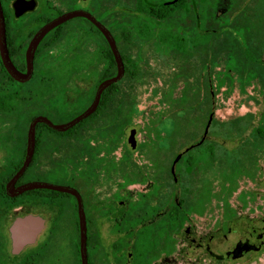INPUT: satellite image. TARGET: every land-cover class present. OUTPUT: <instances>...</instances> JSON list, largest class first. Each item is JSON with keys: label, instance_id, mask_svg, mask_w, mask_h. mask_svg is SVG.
Listing matches in <instances>:
<instances>
[{"label": "flooded vegetation", "instance_id": "obj_1", "mask_svg": "<svg viewBox=\"0 0 264 264\" xmlns=\"http://www.w3.org/2000/svg\"><path fill=\"white\" fill-rule=\"evenodd\" d=\"M16 1L0 0V5L8 55L19 73H27L25 51L38 29L64 14L82 12L109 32L121 57L123 76L106 86L95 109L70 128L57 131L36 124L30 162L14 187L45 182L78 193L88 264L92 258L96 264H152L156 260L182 264L189 254L182 251L187 238L180 231L184 223L191 224L190 212L197 210L199 196L195 205L182 196V180L173 166L192 169L200 151H207L206 162L210 161L218 144L213 132L219 127L220 145L228 150L224 163L236 165L238 161L256 167L262 159L263 0H25L31 7L27 10L14 6ZM119 32L136 61L124 54ZM158 69L163 70L158 72L160 77L164 76L159 102L153 108L135 110L134 90L141 77L149 74L157 79ZM116 73L117 64L101 31L89 18L72 16L40 40L26 81L14 80L0 60V116L24 118L33 109L55 125L66 123L87 110L99 84ZM121 82L127 85L119 92ZM169 85L177 91L173 97ZM229 102L241 103V108L231 109L220 121L216 110ZM32 119L1 126L2 140L13 157L0 160V264H37L54 244L70 243L78 250L79 219L73 195L48 189L14 196L6 192L7 182L24 161ZM140 132L141 141L135 137ZM182 134L178 145L184 143L183 151L166 168L168 156L178 147L169 145L167 150L166 142ZM69 157L74 158V168L66 162ZM89 166L92 172H86ZM44 172L48 173L45 179ZM238 172L243 181L249 178L242 169ZM206 191L205 209L211 212L209 200L214 192L208 187ZM252 197H257L256 192L245 201ZM25 217L39 218L41 223L24 228L26 242L14 253L10 227ZM186 232L190 236L189 228ZM257 239L262 244V233ZM202 240L189 239L203 252L191 264L199 258L210 263L214 258L238 259L254 248L244 239L219 256L214 254L212 236Z\"/></svg>", "mask_w": 264, "mask_h": 264}, {"label": "rangeland", "instance_id": "obj_2", "mask_svg": "<svg viewBox=\"0 0 264 264\" xmlns=\"http://www.w3.org/2000/svg\"><path fill=\"white\" fill-rule=\"evenodd\" d=\"M264 3V0L262 1ZM262 24L264 25V13L262 14ZM118 42L124 54L128 57L127 59L136 61L134 53L130 50V46L124 42L122 39L120 32L118 33ZM168 56V55H167ZM167 68L166 70H168ZM163 70H157V79H152L149 74H144L142 78L141 84L137 85L135 88V92L137 93L136 104L134 105L135 110H141L150 107L153 108L156 103L159 102V95L162 93L163 87L159 86L160 81H163L161 74ZM130 81V79H128ZM131 83V81H130ZM127 85L125 82H121L119 84V92L124 91ZM170 89L171 97L174 96L177 91L175 88L170 85L168 86ZM232 102H229V106L219 107L217 112V118L220 121L226 119L227 115L231 111V109L238 110L241 108V103L237 106H234ZM174 108L171 106V110ZM253 107L251 106V108ZM261 112L264 111V99H262ZM42 114L37 111H32L27 113V116L22 117H12L4 119L0 116V160L3 162L7 161V157H13L11 153H9L8 148H10L7 144L5 145L2 140L1 135V126H14L17 122L23 124L28 121L31 117L43 116L38 115ZM50 120L54 122H60V120L53 118V116H47ZM5 120V123H3ZM169 125V122H167ZM128 130H125V136H128ZM220 127L215 128L213 132L214 140L218 144H216L215 149L213 150L212 159L208 162V153L207 151L196 152V161L192 169H188L187 166L184 165H174L173 169L175 174L179 175L182 180L183 188H182V196H187L189 199L193 201V205L196 203V198L199 196V199L196 203L195 211L190 212V217L192 219L191 224L184 223L182 225L180 236L183 239L189 241L192 238H200L203 239L201 243H204V239L212 236L213 237V251L215 255H223L228 254L234 247L237 241L243 242L244 239H248L247 243L252 244L254 247L252 251L244 253L241 258L238 259H224L217 260L213 259V262H202V258H199L195 264H264V157L262 153V159L259 161L254 167L248 163H236V165L230 163H224V158L226 157V153L228 150H225L221 147V143L223 142V138L221 136ZM136 140H143V134L140 132L136 134ZM184 134L178 136L175 141L172 143L166 142V149L168 150L169 145L171 148L177 149L170 153L166 160V168H170L173 157L176 153L182 152L184 143L180 144L179 139H183ZM191 143V142H187ZM71 150V149H70ZM4 152L7 154L5 155ZM200 160L201 163L199 162ZM74 158L69 157L66 161L67 164L74 168L75 164L73 163ZM62 170V167H59ZM47 169L45 167L44 171ZM93 167L89 166L86 168V172H92ZM243 170L244 173L248 175L245 181L240 178L238 170ZM53 170H56L54 167ZM48 176L47 172L43 173V178L45 179ZM239 177V178H238ZM199 179V180H198ZM207 183V185H206ZM208 187V190H212L214 192V196L209 200L211 208V212L206 210V197L208 192H205V188L203 186ZM186 188V191L183 192ZM198 189V190H197ZM201 190V191H199ZM257 197L248 199L246 202V196L252 193H255ZM254 195V194H253ZM254 200V201H253ZM211 202V203H210ZM250 203V205H248ZM205 205V206H204ZM206 210H204L202 208ZM246 208H248L246 210ZM245 210V212H244ZM231 213H228V212ZM248 211V212H247ZM255 215V216H254ZM256 219V221H253ZM187 228L190 229V236L187 235ZM230 230L232 233L228 234L227 231ZM215 231V232H213ZM262 233V244L257 239V234ZM222 235H225L226 238L223 239ZM185 241L182 251L184 254H189L187 257H183L182 264H191L192 260L196 258V255H202L203 252L196 249L194 245L190 244V241ZM188 244V245H187ZM256 247L258 249H256ZM256 249V250H255ZM198 258V257H197ZM92 264H96L94 259L92 258ZM37 264H78V258L76 256V250L70 243H62V244H54L51 246L50 251L46 256H43L39 259ZM152 264H160L159 260L153 261Z\"/></svg>", "mask_w": 264, "mask_h": 264}, {"label": "water", "instance_id": "obj_3", "mask_svg": "<svg viewBox=\"0 0 264 264\" xmlns=\"http://www.w3.org/2000/svg\"><path fill=\"white\" fill-rule=\"evenodd\" d=\"M26 3H27V1H25V0H17L15 2L14 6H21L23 8V10L30 9L31 7L27 6ZM75 15H82V16L89 18L92 21V23L101 31V33L103 34L104 38L106 39V41L108 42V44L110 46L113 57H114L115 62L117 64V73L114 77H111V78H109V79H107V80H105L99 84L91 106L87 110H85L83 113H81L80 115L73 118L72 120H70L66 123H63V124L55 125V124L51 123V121H49L45 117L38 116V117L33 118L30 121V123L28 125L26 155H25L24 161H23L22 165L20 166V168L13 174V176L7 182L6 192L9 196H14V195H17L21 192L27 191V190L48 189V190H52V191L64 192V193H68V194L73 195L77 199V212H78V219H79L78 251H79L80 264H88L87 247H86L85 218H84L82 204H81L80 197H79L78 193L72 188L63 187V186H56V185L45 183V182H27V183L20 185L17 188L14 187V183L23 174L24 170L26 169V167L28 166V164L30 162L31 154H32V151L34 148V128H35L36 124L44 123L47 126L51 127L54 130H57V131H64V130L70 128L71 126L78 123L80 120L87 117L95 109L97 102L99 100V96H100L102 90L106 86L110 85L113 82L119 81L121 79V77L123 76V64L121 61L120 54H119V52L115 46V42L112 39V37L110 36L109 32L100 23L93 20L87 14L82 13V12H72V13L64 14V15L58 17L57 19H54V20L46 23L45 25H43L40 29H38L35 32V34L31 38V40H30V42L26 48V51H25V62H26V66H27V73H26V75H23L15 69V67L13 66V64L9 58V55H8L7 46H6V39H5V24H4V20H3L1 5H0V60H1L2 64L4 65L8 74L14 80L20 81V82L26 81L30 77V73L32 70V61H33L34 52H35V49H36L38 43L40 42V40L45 36V34L47 32H49V30L58 26L59 24L64 22L66 19H68L72 16H75ZM35 223H37V225L40 226L41 220L39 218L36 219L33 217H25V218L16 220L12 224V226L10 227V234H11V237L13 239V252L14 253H17L19 251V249L21 248V246L26 242L24 240V237H25L24 231H23V230H25L24 228H32L33 224H35ZM21 230L23 233L22 235H20ZM19 238H21L20 241H19ZM21 241H22V243H20Z\"/></svg>", "mask_w": 264, "mask_h": 264}, {"label": "trees", "instance_id": "obj_4", "mask_svg": "<svg viewBox=\"0 0 264 264\" xmlns=\"http://www.w3.org/2000/svg\"><path fill=\"white\" fill-rule=\"evenodd\" d=\"M28 123V122H27ZM27 125V124H26ZM13 171V170H12ZM76 248V256H77V258H78V250H77V246L75 247ZM78 263H79V261H78Z\"/></svg>", "mask_w": 264, "mask_h": 264}]
</instances>
